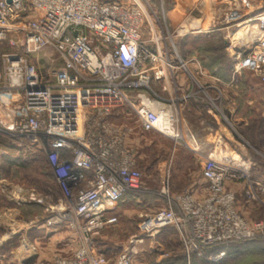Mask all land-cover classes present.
Segmentation results:
<instances>
[{"label": "built area", "instance_id": "obj_1", "mask_svg": "<svg viewBox=\"0 0 264 264\" xmlns=\"http://www.w3.org/2000/svg\"><path fill=\"white\" fill-rule=\"evenodd\" d=\"M258 11L252 0H239L222 23L229 29L257 28L250 31V42L258 47L236 57L233 71L252 72L264 82V11ZM10 33L22 37L21 52L1 57L0 136L10 137L17 148L45 154L64 219L73 214L70 226L80 234L75 251L56 255L49 264H110L91 241L118 222L115 211L128 194L143 188L129 144L132 130L115 120L117 114L132 107L141 131L183 140L184 113L197 96L189 86L197 81L191 69L201 77L205 71L197 58L180 55L166 13L154 10L151 0H0V41ZM10 43L15 45L13 39ZM45 50L55 52L63 67L44 76L33 58ZM178 72L187 78V92ZM157 84L167 98L156 91ZM150 102L167 108L156 111ZM202 165L206 196L192 191L172 196L166 182L165 206L139 225L144 235L177 229L189 262L192 255L202 258L223 246L264 240V222L244 218L233 189L242 183L250 203L264 204V186L254 179L253 165L216 152ZM224 256L210 259L219 262ZM113 264L145 263L126 251Z\"/></svg>", "mask_w": 264, "mask_h": 264}, {"label": "rangeland", "instance_id": "obj_2", "mask_svg": "<svg viewBox=\"0 0 264 264\" xmlns=\"http://www.w3.org/2000/svg\"><path fill=\"white\" fill-rule=\"evenodd\" d=\"M119 1L128 4L133 3V0ZM175 1L151 0V4L154 10L160 13L164 10L165 13H168ZM252 1L255 8L260 7L258 12L264 11L263 0ZM191 5H195V2ZM212 29L210 28L209 31L215 30ZM190 30L198 31L195 27ZM179 32L176 30L173 34L180 54L183 57L188 56L185 59H198L199 51L195 47L191 51L189 46L188 49H185V41L183 40L185 34ZM9 35L6 41H0V62L5 53L21 52L22 37L14 33ZM11 39L15 45L10 43ZM237 41L243 43L241 39H237ZM227 43V40L222 38L217 41H203V44L207 46L204 61L220 65L223 70L228 72L232 67L231 58L234 61L236 58L232 54L233 52L229 50ZM33 60L38 63L39 70L44 76L52 70L63 67V62L52 50H45L36 55ZM199 62L202 69L205 68L200 60ZM191 70L197 80L193 84L189 82V86L193 85V90L197 92V96L191 102L200 105V108L210 110V113L217 117V120L220 119L218 120V127L216 121L207 116L206 111H203L204 113L201 111L197 115L190 113L187 122V118H185L186 109L183 117V134L185 136L183 140H177L159 131L148 133L141 131L139 120H137L136 112L132 107H128L117 114L115 120L123 126H128L132 130L131 138L139 140V144L132 145V149L143 174V188L139 192L131 193L129 198L117 207L115 213L118 222L114 226L103 228L101 233L91 241L96 250L110 260V264H113L115 258L126 251L137 263L185 264L187 257L185 258L186 254L177 229L167 227L159 234L144 235L141 233L139 225L146 215L165 206L164 197L161 199L160 195L166 182L169 184L172 196L184 191H191L196 186L202 172V160L207 154L216 152L220 155L232 156L234 159L237 156V159L241 158L251 162V164L252 162L257 163L260 166L259 170L264 171V102L250 95L244 86V82L251 75L250 72L234 75L237 76L236 81L234 80L239 86L237 89H233L231 86H222L220 83V90L217 91L210 88L213 85V75L196 76L195 67H192ZM228 83L223 81L224 85H228ZM167 87H169L172 95L173 88ZM203 87L207 90V96ZM155 89L163 97H168L160 85L155 86ZM187 91L186 88L185 92ZM206 122L211 124H206ZM215 128H217L218 137L215 140L210 139V137L209 139L206 138V144L202 146L201 137L208 135V132L213 133ZM189 137L193 140V144L189 142ZM196 148L199 149L197 153L194 151ZM252 172L254 179H256L254 169ZM239 186L241 187L240 191L237 192L239 204L241 206L250 205L244 194L243 184L239 183ZM136 195L140 201L135 197ZM60 200L61 192L46 161L45 154L17 148L10 137L0 136V213L17 209L21 213V226L23 228L33 226L34 221L37 220L39 222L45 221V223L47 221L51 222L50 226L56 229L55 232L57 233L55 234H67L66 222H68L69 229L73 234L72 237H76L79 241V231L70 226L73 214L67 213L68 217L66 214V219H64L65 212L63 211L64 208L60 207ZM253 211L252 218L254 220L264 221V204ZM0 220L5 221L6 219H2L0 215ZM11 224L13 225V222ZM37 236L44 237L43 234H37L33 230H29L25 234H0V262L3 261V264H6L12 257L15 258V264H21L22 260H30L29 249ZM45 241L42 240L43 243ZM260 241L264 240H255L251 244ZM245 261L242 256L233 261L224 256L223 260L214 262L208 255L204 258H193L187 264H249Z\"/></svg>", "mask_w": 264, "mask_h": 264}, {"label": "crops", "instance_id": "obj_3", "mask_svg": "<svg viewBox=\"0 0 264 264\" xmlns=\"http://www.w3.org/2000/svg\"><path fill=\"white\" fill-rule=\"evenodd\" d=\"M119 1V0H118ZM264 1V0H263ZM195 2V5H191ZM239 6V0H176L172 7L169 9L168 13H166V17L168 20V25L170 26V30L176 31V30H183L186 27L190 26L189 24L193 23H200L206 24L205 27H202L201 30L198 31H187L185 33L186 38L188 35H191V33H195L194 35H200L202 33H209L218 36V34H221L225 40L229 43V50L233 52L232 54L234 57H238L240 55L248 54L251 50H253L255 47H258L250 42L249 43H240L235 38V34H237L236 31H238L240 28H233L229 29L226 28L225 25L222 23L223 16L226 12L232 10L233 7ZM257 9L260 10V7ZM196 27V26H195ZM210 28H213L215 30L209 31ZM246 27H242L241 29H244ZM236 30V31H235ZM258 32L257 28L252 27L250 31ZM184 35V34H183ZM204 77L209 76L212 74L205 70L204 68ZM233 71V70H232ZM249 79L244 82V86H246V89L248 90L250 95L254 96L257 100L264 102V82H262L259 77L250 72ZM234 71L232 72L231 79L228 81V85H224L223 81L215 76H213V85L210 86L211 89H216L217 91L220 90L219 86H231L233 89H237L239 86L235 83L237 76H234ZM178 80L180 81V85L182 86V91L185 92V89H188V85L186 82V78L184 73L178 72L177 75ZM185 79V80H184ZM235 80V81H234ZM221 83V84H220ZM220 84V85H219ZM159 85V84H157ZM157 85H155L157 87ZM207 113V116L210 118H213L214 121L217 123V127L219 126L220 119L217 120V117L212 115L210 113V110H206V108H200V105H196L195 103H192L191 101L188 104L187 112L185 114V118H187L188 122V115L190 113H194L195 115L200 114V112ZM203 112V113H204ZM203 115V114H202ZM212 119V120H213ZM206 124H211L210 122H206ZM206 126H204L205 128ZM207 129V127L205 128ZM217 128L214 130V134L212 132H208V135H203L201 137L202 140V146H205L206 144V138L215 140L218 137V133L216 132ZM207 139V140H208ZM135 143L137 145L139 144V140H136L135 138H130L129 144L132 146ZM216 148V147H215ZM251 163V162H250ZM253 169L256 174V179L258 182H260L264 186V171L259 170V165L257 163L252 162ZM205 188H206V181L202 178V172L200 176V180L196 184L191 191L195 194V196L198 197H204L205 195ZM240 186L237 184V186H234V191L237 192L240 191ZM190 191V192H191ZM185 192V191H184ZM138 197L137 195L135 196ZM134 197V198H135ZM161 199L163 198L160 195ZM239 196L237 195V210L240 211V213L244 216V218L249 222H264V221H258L254 220L252 218L254 209L258 208L259 205L253 203H250V205H243L241 206L239 204ZM138 199V198H137ZM164 199V198H163ZM139 200V199H138ZM140 201V200H139ZM163 201V200H162ZM164 205V204H163ZM1 218L6 219L0 220V234H25L29 230L36 231L37 234H43V236H37L35 237L33 243H31L29 253V257H31L30 260L25 261L22 260L21 264H49L52 261V258L55 255L58 254H69L72 253L75 249L78 247V240L72 237V231L69 229V223L66 222V230L67 234H55L57 232L53 226H50L51 222L45 223L39 222L38 220L33 223V226H27L26 229L21 226L22 217L21 213L17 209H13V211L0 213ZM13 222V225L11 224ZM2 225V226H1ZM75 236V235H74ZM42 240H46L45 243L42 242ZM15 258H11L9 261H7L6 264H15L14 261ZM4 262L1 261L0 264H3Z\"/></svg>", "mask_w": 264, "mask_h": 264}, {"label": "trees", "instance_id": "obj_4", "mask_svg": "<svg viewBox=\"0 0 264 264\" xmlns=\"http://www.w3.org/2000/svg\"><path fill=\"white\" fill-rule=\"evenodd\" d=\"M219 38H222L224 40L221 34H218V36H216V35L209 34V33H202L200 35H194V34L188 35L183 40L185 41V44H184L185 49H188V46H189L190 47L189 50L192 51L194 50V47H195V49L199 51V54L197 57L203 63L205 70L209 71L213 76L217 77L218 79L220 78L222 81L225 80V82H228L231 79V75L233 72L232 70H234L235 61L233 60V58H231L232 67L229 69L228 72L225 71V69L223 70L222 66L220 65L214 64L212 62L206 63L204 61L206 58L205 56L207 52V46L203 44V41H217ZM187 57H184V58H187ZM130 194L131 193L128 194L127 196L128 198ZM223 252H225V257L232 261L235 260V258H239L242 256L244 257V260H246L245 262L249 264L250 263L251 264H261L262 262L264 264V241H260L254 244L238 242L232 245L223 246L215 250L208 251V253H206L203 256V258L205 256L208 257V255H211V254L223 253ZM192 257L197 258L196 255H192ZM192 257H191V260L193 259ZM185 258H186V255H185ZM186 260H185V264H187L188 262V261L186 262Z\"/></svg>", "mask_w": 264, "mask_h": 264}, {"label": "bare ground", "instance_id": "obj_5", "mask_svg": "<svg viewBox=\"0 0 264 264\" xmlns=\"http://www.w3.org/2000/svg\"><path fill=\"white\" fill-rule=\"evenodd\" d=\"M190 26L189 27H186V29H183V30H181L179 33L180 34H185V33H187V31H189L190 29H192L193 27H195L196 29H198V30H201L202 29V27H205L206 26V24H200V23H191V24H189ZM236 36H235V38L234 39H241L242 40V42H243V44L244 43H249L248 41H249V39H250V36H252V35H250V29H249V27L248 28H244V29H239L238 31H237V34H235ZM149 104V106L151 107V108H153V109H155L156 111H158L160 108H162V109H166L167 108V106H165V105H163V104H161V103H159V102H150V103H148ZM188 138V137H187ZM189 142L191 143V144H193V140L189 137ZM231 158H233L232 156H230ZM234 159V158H233ZM237 159V156L235 157V159L234 160H236Z\"/></svg>", "mask_w": 264, "mask_h": 264}]
</instances>
